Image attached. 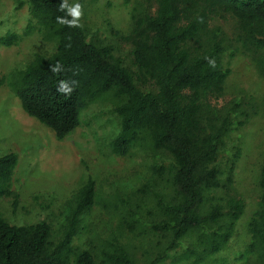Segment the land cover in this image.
Returning <instances> with one entry per match:
<instances>
[{
    "label": "trees",
    "instance_id": "16d2710c",
    "mask_svg": "<svg viewBox=\"0 0 264 264\" xmlns=\"http://www.w3.org/2000/svg\"><path fill=\"white\" fill-rule=\"evenodd\" d=\"M18 1L23 6L25 1ZM26 2L30 18L25 31H7L0 43L17 45L37 31L55 48L50 54L35 53L0 83L58 140L81 125L92 103L110 102L119 119L111 151L125 157L134 148L145 149L153 163L150 177L130 191L102 194L89 176L68 202L58 240L48 220L17 225L0 212V264H139L134 245L126 240L131 237L157 240L148 264L170 257L200 264L225 250L246 205L233 193L240 148L226 169L219 158L226 139L255 110L242 99L215 101L224 96L231 74L226 55H247L264 79V0H124L132 4L131 28L116 35L130 45L131 65L85 25L58 23L56 18L65 16L58 10L62 0ZM226 15L234 19L231 32L213 24ZM57 64L60 70L53 72ZM61 81L65 87L58 90ZM18 163L16 152L0 156V198L12 197L14 207L19 202L13 189ZM258 182L260 201L248 222L251 240L242 256L254 255L264 264V159ZM94 206L116 218V230L99 246L82 248L75 239Z\"/></svg>",
    "mask_w": 264,
    "mask_h": 264
},
{
    "label": "rangeland",
    "instance_id": "374dc122",
    "mask_svg": "<svg viewBox=\"0 0 264 264\" xmlns=\"http://www.w3.org/2000/svg\"><path fill=\"white\" fill-rule=\"evenodd\" d=\"M18 7V0H0V37L7 31L23 33L29 23L30 10L26 0ZM83 5L82 25L91 33L112 43L127 64H132L130 45L116 33H127L131 28L132 4L124 0H70ZM228 32L234 19L220 16L213 21ZM118 31V32H117ZM54 44L44 41L37 31L24 36L17 45L6 47L0 43V78L11 69L26 66L35 53L50 54ZM231 68L224 96L215 103L222 105L232 99H242L254 109L249 122L230 134L219 158L227 168L238 148L241 155L234 171L233 193L245 202V211L225 250L200 264H259L254 255L242 256L251 240L248 222L258 208L261 189L259 178L264 159V79L247 55L230 59ZM146 87H144L145 89ZM119 129V119L108 101L92 103L81 115V125L64 140L54 131L28 115L20 99L6 84L0 83V156L9 152L19 155L13 177V189L19 193L17 207L12 197L0 198V212L12 224H31L48 220L54 239L58 240L68 213V202L89 176L94 178L102 194L130 191L151 175L153 157L148 150L134 148L130 155L114 154L109 141ZM218 192L216 195H223ZM116 218L100 206L88 212L81 225L75 244L93 249L116 230ZM133 244L139 264H148L157 250L154 238H127ZM186 245V243H184ZM175 253H173L174 255ZM160 264H188L170 257Z\"/></svg>",
    "mask_w": 264,
    "mask_h": 264
},
{
    "label": "clouds",
    "instance_id": "9594fccd",
    "mask_svg": "<svg viewBox=\"0 0 264 264\" xmlns=\"http://www.w3.org/2000/svg\"><path fill=\"white\" fill-rule=\"evenodd\" d=\"M58 10L61 12H65V16H58L56 18L58 23L62 25H66L68 27L81 26L80 20L83 16V5L81 3L77 2L70 5L68 3V0H62V2L59 4ZM68 17H71V19H69ZM208 62L211 67H215L214 59L208 58ZM59 70H60L59 64H57L52 68L53 72H57ZM64 87H65V82L61 81L60 88L58 90H63Z\"/></svg>",
    "mask_w": 264,
    "mask_h": 264
}]
</instances>
